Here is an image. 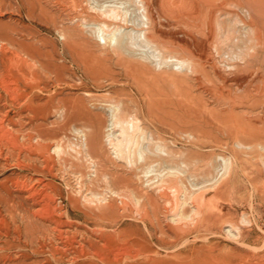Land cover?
Returning <instances> with one entry per match:
<instances>
[{"label": "rangeland", "instance_id": "374dc122", "mask_svg": "<svg viewBox=\"0 0 264 264\" xmlns=\"http://www.w3.org/2000/svg\"><path fill=\"white\" fill-rule=\"evenodd\" d=\"M58 3L0 0V121L10 128L6 136L0 131V264H264L260 66L251 71L259 93L248 110L237 112L252 121V133L236 137L224 125L227 109L213 102L208 80L198 84L188 76L182 82L186 70L170 63L159 66L164 54L159 56L151 47L135 46L136 51L130 46L132 53L123 55V63L116 58L101 63L85 59L69 47L61 31L63 24L71 22L64 20ZM131 17L129 13L120 28L131 27ZM90 32L85 28L93 50L98 42L113 53L114 43L106 47L102 34L97 38ZM153 80L177 98L167 114L169 124L156 123L144 104L147 99L139 85ZM112 105L119 106L122 117L135 116L145 136L151 135L161 148L168 145L172 157L138 159L134 152L128 162L115 158L105 142ZM96 116L104 125L103 158H93L103 159L99 167L91 166L80 146L83 133L90 137ZM147 163L155 165L154 183L161 178L171 181L161 189L143 184L134 173ZM125 175L132 179L129 189L122 181H113V176Z\"/></svg>", "mask_w": 264, "mask_h": 264}, {"label": "bare ground", "instance_id": "6f19581e", "mask_svg": "<svg viewBox=\"0 0 264 264\" xmlns=\"http://www.w3.org/2000/svg\"><path fill=\"white\" fill-rule=\"evenodd\" d=\"M58 2L61 4L62 15L64 17V20L71 22L68 25L63 24V26L61 27V31L63 32V35H64L65 39L67 40L69 47H71L73 50L80 51L82 53L81 55H83L85 59H91L93 61V63L94 62H96V63L100 62L101 63V62H108L109 60H111V59L113 60L114 58H116L117 62L123 63L124 62L123 55L124 54L126 55L128 52L130 54L132 53V51H131L132 49L130 50V48H131L130 46H134V47L137 46L138 49H139V47L154 48L156 51H159V53H160L159 56H162L161 53L164 54V57L160 60L161 65L158 64L159 66H162V64L170 63L174 67L179 66V67L186 70V75H185V78L182 80V82H187L186 79L188 78V76L190 79H192V82L195 81L198 84L204 80L209 81V83L212 85V87L208 91H210L211 98L214 99L213 102L216 103L217 106H220V107L222 106V108L227 109L226 111L228 112V114L225 113L226 117L224 118L223 122H224L225 127L228 128V131L230 130L231 132H233L236 137L245 138V137L251 135L252 128L250 126V124H251L250 122H252V121L248 122L249 120L247 121L244 118L240 117L237 112H239V110H242V111L248 110L251 107V102H252L253 98L256 97L259 93L258 88H256L253 85V82L256 79L254 78V75L251 74V71L256 68L255 66H260V68H261L260 70L262 71V75H259V79H264V0H90V2H89V0H58ZM32 8H33V6H32ZM129 13L133 14V18L132 17L130 18V22L129 21L128 22L131 25L130 24H128V25H130L131 27H132V25H135V26L137 25V28L134 29V28H131V27L126 26V25H125L126 27L124 26L123 28H120V25L123 24L124 20H126L125 17L128 16ZM129 17H130V15H129ZM60 18H61V16H60ZM60 22H61V20H60ZM63 23H64V21H63ZM126 24H127V22H126ZM57 26H59V25H57ZM87 27L91 31L90 33H92V34L94 33L95 37H97V38L100 36V34H102V36L105 40L104 44L106 43V45H105L106 47H108V43H110V45L114 43L116 46L113 50V53L110 54V52L108 50L104 49L103 47H101L98 44V42L94 43L98 49L96 50V48H95V50H93L94 47L92 45V41L90 39H88L89 37L87 38L85 36V28H87ZM14 34H16V33H14ZM90 36H91V34H90ZM136 36H137L138 41L136 40ZM135 40H136V42H135ZM61 41H62V39H61ZM1 49L4 50L5 49L4 46H2ZM135 49H136V51L138 50L136 47H135ZM143 55H145V54H143ZM146 55H148L147 52H146ZM137 58H138V55H137ZM139 58H141V57H139ZM133 59L135 60V57H133ZM139 60H141V59H139ZM135 61L140 62L138 60H135ZM157 61H159V60H157ZM157 61L154 60V62H157ZM142 63H140V64L143 66ZM125 64L128 66V68L131 65L130 62H128V63L126 62ZM142 66H140V67H142ZM102 68H103V66H102ZM143 68H144V66H143ZM99 69H101V68H99ZM125 69H126V67H125ZM103 70H104V68H103ZM255 70H253V71H255ZM58 71H60V70H58ZM160 74L161 73L159 72V75ZM88 76H89V74H88ZM128 79H129V77H128ZM189 82H191V81H189ZM171 83H172V81H171ZM161 86L158 84V81L153 80L151 82L149 81L147 83H144L141 86L139 85V90H140L141 94H143L147 99L146 103H144V104H146L145 106H146V109H147L150 117H152L156 123L169 124L170 121L168 120L167 114H169L170 107L174 102L173 99H175L176 97H174L175 93L168 94L164 90L165 88H163ZM179 86H180V84H179ZM35 88H37V87H35ZM38 88H40V87H38ZM238 90H240V91H238ZM173 92H176V91H173ZM237 92H240V93H237ZM177 95H178V93H177ZM182 99H183V97H182ZM183 101H184V99H183ZM32 102H34V101H32ZM178 102H180V101H178ZM188 102H190L189 99H188ZM222 108H220V109H222ZM172 109H174V108L172 107ZM214 109H216V108L214 107ZM217 109H216V111H217ZM111 111L113 113L112 114V120H111L109 133L106 136L105 142H106V144H108L109 150H111V152L115 154V158L125 159V161L127 160V162H128V161H130L129 158L132 157L131 155H133L132 153H134V152H135V154H137L138 159L139 158L140 159L151 158L152 156L158 157L160 155H163L166 158L172 157V151L169 148H166L168 145L165 146L166 149L161 148L160 147L161 145L157 144V142H155L154 138L151 135L148 136L149 134L148 135L146 134L148 137L145 136V134L143 132L144 128L142 129V126L140 127L139 122L135 118V116L134 117H132V116H130V117H124L123 116L122 117L119 114V106H113V108H111ZM48 112H49V110H48ZM144 112H146V111H144ZM7 114H9V113L7 112ZM132 115H134V114L132 113ZM149 115L147 114L148 118H149ZM253 116H254V114H253ZM100 118L97 117L92 123L90 122L91 127L93 129H92V133L90 134L89 138L86 135L87 133L85 134L82 132L83 133L82 142L80 144V146L82 147L81 149L83 150L85 157L89 159L91 166H94V167H96V165L99 167V164L101 165V161L103 159L100 161H99V159L103 158L104 147H105L103 145V143H105V142L102 141L103 136H104V135L102 136V132H103L102 126H104V125H102V118L101 119ZM262 118H264V117H261V119ZM3 119H4V117H3ZM3 119H2V121H4ZM3 123L4 122L0 121V131H2L3 136H6L9 134L10 128L7 129ZM220 124H218V125L220 126ZM38 125H40V124H38ZM7 126H9V124H7ZM222 127L224 128V126H222ZM43 128H44V126H43ZM75 136H77V135H75ZM6 139H7V137H6ZM35 142H36V140H35ZM235 142H236V140H235ZM10 143H11V141H10ZM16 145H17V143H16ZM29 145H28V147H29ZM152 146L155 147L153 150L151 149ZM146 153L148 154L149 157L146 156ZM104 157L109 158L108 156L107 157L104 156ZM93 158H99L98 162L93 160ZM5 159H6V157H5ZM142 163H143V161H142ZM154 167H155L154 164L147 163L142 168H140L139 173L135 172L134 175L136 177H138L139 179L141 178V180L143 179L144 180L143 184H145V185L150 184L151 187H153V188L161 189L164 186H166V184L171 180H166V179L161 178V180L158 183H154L153 181L155 178L151 177L152 173L155 171ZM226 168H227V165H226ZM170 171L172 172V169ZM96 172H98L101 176L104 175V173H102L101 170H96ZM173 173H174V171H173ZM234 173H235V171H234ZM156 175H160V174H156ZM173 175L174 174H172V177H173ZM125 176H113V179H114L113 181H116V179H118L119 181H122L125 184L124 186L126 188L129 189V187H132L131 186L132 179L127 178V176L126 177ZM168 176H170V175H167V177H164V178H168ZM128 177H129V175H128ZM134 180H135V178H134ZM38 181H39V179H38ZM195 181H197V180H195ZM140 182H142V181H140ZM218 183H220V182H218ZM117 184H118V182H117ZM204 184H205V182H204ZM205 186H206V184H205ZM212 187L214 188V186H212ZM119 189L121 190V188H119ZM35 190H36V188H35ZM123 190H124V188H123ZM164 190H166V189H163V191ZM200 190H201V188H200ZM197 191H199V190H197ZM211 191H213V190H211ZM183 192H185V191H183ZM115 193H117V192L115 191ZM195 194H197V193H195ZM117 195L122 196V194L119 192L117 193ZM28 196H29V194H28ZM149 197L151 200L150 195H149ZM56 198H57V196H56ZM146 198H147V196H146ZM196 199H198V198H196ZM203 202H204V200H203ZM183 205H185V204H183ZM170 208H172V205ZM102 209H103V207H102ZM102 213H103V211H102ZM169 214H170V212H169ZM44 217H46V216H44ZM48 219H50V218H48ZM186 219H188V218H186ZM3 221L4 220H2V222ZM231 229L233 230L232 226H231ZM227 231H229V230H227ZM2 234H4V233H2ZM85 234H86V232H85ZM108 236H109V234H108ZM121 236H122V234H121ZM25 244H27V243H25ZM45 245H47V244H45ZM58 251H60V250H58Z\"/></svg>", "mask_w": 264, "mask_h": 264}]
</instances>
